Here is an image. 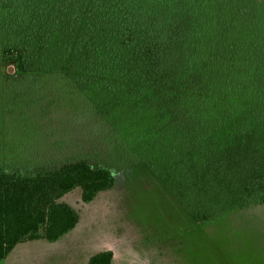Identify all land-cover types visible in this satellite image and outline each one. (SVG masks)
<instances>
[{
	"label": "trees",
	"instance_id": "trees-1",
	"mask_svg": "<svg viewBox=\"0 0 264 264\" xmlns=\"http://www.w3.org/2000/svg\"><path fill=\"white\" fill-rule=\"evenodd\" d=\"M42 123L74 155L29 145ZM140 162L198 223L264 204V0H0V261Z\"/></svg>",
	"mask_w": 264,
	"mask_h": 264
},
{
	"label": "rangeland",
	"instance_id": "rangeland-1",
	"mask_svg": "<svg viewBox=\"0 0 264 264\" xmlns=\"http://www.w3.org/2000/svg\"><path fill=\"white\" fill-rule=\"evenodd\" d=\"M54 111L48 116L52 123L58 115ZM60 117H70L69 109L60 111ZM86 121L84 127H73V137L92 143ZM42 124L47 129L38 132L40 124L36 126L29 145L40 151L52 147L60 158L74 155L57 152L50 143L60 135L57 124ZM10 137L9 143L17 144L18 136ZM113 157L118 158L115 153ZM116 179L112 189L91 203L83 201L81 188L60 200L80 215L77 228L64 241L19 244L0 264H88L90 256L106 250L114 252L113 264H264V204L198 223L146 163L130 165Z\"/></svg>",
	"mask_w": 264,
	"mask_h": 264
},
{
	"label": "crops",
	"instance_id": "crops-1",
	"mask_svg": "<svg viewBox=\"0 0 264 264\" xmlns=\"http://www.w3.org/2000/svg\"><path fill=\"white\" fill-rule=\"evenodd\" d=\"M77 226H78V225H77ZM76 228H77V227H76ZM76 228H75V229H76ZM75 229H74V230H75ZM71 232H72V231H71ZM71 232H70V233H71ZM68 235H69V234H67L66 236H68ZM64 237H65V236H64ZM64 237H63V238H64ZM68 237H69V236H68ZM68 237H66V238H68ZM63 238H61L62 240L60 239L61 241L59 240V241L54 242V243H55V244H58V243H60V242H62V241H64V240L66 239V238H64V239H63ZM16 248H17V247H16ZM16 248H15V249H16ZM15 249H14V250H15ZM92 256H94V255H92ZM92 256L89 257V260L91 259Z\"/></svg>",
	"mask_w": 264,
	"mask_h": 264
}]
</instances>
